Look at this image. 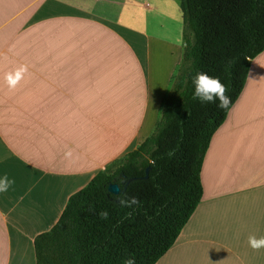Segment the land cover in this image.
Segmentation results:
<instances>
[{
	"label": "crops",
	"instance_id": "crops-1",
	"mask_svg": "<svg viewBox=\"0 0 264 264\" xmlns=\"http://www.w3.org/2000/svg\"><path fill=\"white\" fill-rule=\"evenodd\" d=\"M92 1L0 0V176L15 181L0 193V264H36L34 238L69 197L151 134L181 63L183 23L168 24L160 9L178 12L166 0ZM22 65L9 90L5 74ZM200 179L201 200L155 264H264L247 243L264 236V51Z\"/></svg>",
	"mask_w": 264,
	"mask_h": 264
},
{
	"label": "trees",
	"instance_id": "trees-1",
	"mask_svg": "<svg viewBox=\"0 0 264 264\" xmlns=\"http://www.w3.org/2000/svg\"><path fill=\"white\" fill-rule=\"evenodd\" d=\"M175 1L183 55L153 132L69 197L58 221L34 238L36 264H123L130 256L155 264L201 200L203 157L229 110L193 99L192 78L219 77L236 101L251 60L264 51V0ZM124 193L140 207L122 208ZM104 210L107 220L98 215Z\"/></svg>",
	"mask_w": 264,
	"mask_h": 264
},
{
	"label": "clouds",
	"instance_id": "clouds-1",
	"mask_svg": "<svg viewBox=\"0 0 264 264\" xmlns=\"http://www.w3.org/2000/svg\"><path fill=\"white\" fill-rule=\"evenodd\" d=\"M27 72L26 66H20L15 69L14 72H8L4 76V82L9 90H15L20 81L24 78V74ZM193 84V99L199 100L203 104H215L217 109L221 111L230 110V105L234 103L231 96L227 95L228 87L219 79V77H213L206 72L200 71L192 78ZM173 153L170 151L169 155ZM72 151L69 150L65 153V156L71 158ZM14 180L10 179L7 174L0 176V193H6L12 185ZM119 203L122 208H136L140 207V201L136 197H127V193H124L119 198ZM99 217L103 220L109 218V212L107 210L100 211ZM248 246L258 251L264 248V236L257 238L255 235H249L247 239ZM123 264H136L133 257H128L123 261Z\"/></svg>",
	"mask_w": 264,
	"mask_h": 264
},
{
	"label": "rangeland",
	"instance_id": "rangeland-1",
	"mask_svg": "<svg viewBox=\"0 0 264 264\" xmlns=\"http://www.w3.org/2000/svg\"><path fill=\"white\" fill-rule=\"evenodd\" d=\"M149 2V4H151L152 6L154 5H158V6H163L162 3H158L156 0H147ZM146 1V2H147ZM89 2V1H88ZM90 2H94L92 0H90ZM166 2L169 4V6L173 5L174 6V9H176V14H178L176 17H172V12H173V8L171 10H169V8H166V12H165V9L163 10L162 8L160 9V13L166 17L168 24L171 25L172 28H178L179 27V24H182V19H181V12H180V9H179V4L177 1L175 0H166ZM95 3V2H94ZM139 12L144 16V18L146 17L149 21L151 20H154L156 21L157 20V17L154 16V15H151V11L150 10H146V9H143V10H139ZM141 16V15H140ZM166 21V22H167ZM166 25V24H165ZM178 70V69H177ZM177 73V71H176ZM175 73V74H176ZM170 89V88H169ZM169 91V90H168ZM168 93V92H167ZM160 118V117H159ZM154 130V129H153ZM153 132V131H152ZM151 132V133H152Z\"/></svg>",
	"mask_w": 264,
	"mask_h": 264
},
{
	"label": "water",
	"instance_id": "water-1",
	"mask_svg": "<svg viewBox=\"0 0 264 264\" xmlns=\"http://www.w3.org/2000/svg\"><path fill=\"white\" fill-rule=\"evenodd\" d=\"M107 191L111 194H118L119 193V187L117 184H109L107 187Z\"/></svg>",
	"mask_w": 264,
	"mask_h": 264
}]
</instances>
